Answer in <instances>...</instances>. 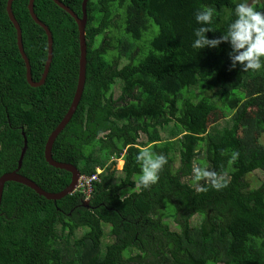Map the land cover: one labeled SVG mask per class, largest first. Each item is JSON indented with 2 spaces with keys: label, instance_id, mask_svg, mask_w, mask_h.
Returning a JSON list of instances; mask_svg holds the SVG:
<instances>
[{
  "label": "trees",
  "instance_id": "trees-1",
  "mask_svg": "<svg viewBox=\"0 0 264 264\" xmlns=\"http://www.w3.org/2000/svg\"><path fill=\"white\" fill-rule=\"evenodd\" d=\"M29 1L14 0L12 10L40 81L48 36ZM59 1L82 17L84 0ZM240 2L88 0L85 88L52 155L97 180L89 198L75 191L57 201L7 182L0 264H264V180H248L264 175V143L254 141L264 135V66L233 69L230 42L192 47L197 10L214 9L213 39L227 33ZM249 2L264 11V0ZM7 4L0 0V177L18 169L26 137L19 173L59 193L72 174L51 166L45 147L77 90L79 27L54 0H35L54 41L46 82L33 87ZM218 112L227 117L214 130ZM146 147L167 158L148 188L137 186L135 159Z\"/></svg>",
  "mask_w": 264,
  "mask_h": 264
},
{
  "label": "clouds",
  "instance_id": "clouds-1",
  "mask_svg": "<svg viewBox=\"0 0 264 264\" xmlns=\"http://www.w3.org/2000/svg\"><path fill=\"white\" fill-rule=\"evenodd\" d=\"M234 15L236 19L230 23L227 33L210 39L208 33L213 30L208 25L212 23L214 9L206 6L197 10L195 20L201 27L195 30L196 38L192 47L202 50L209 47L216 48L222 42H230L232 68L239 67L242 71H259L264 66V11L257 10L249 0H241L235 7ZM135 159L141 168L137 186L148 188L156 184L161 169L167 164V158L153 153L146 147L137 154ZM194 172L199 176L201 169H194ZM202 174L208 175L206 171Z\"/></svg>",
  "mask_w": 264,
  "mask_h": 264
},
{
  "label": "water",
  "instance_id": "water-1",
  "mask_svg": "<svg viewBox=\"0 0 264 264\" xmlns=\"http://www.w3.org/2000/svg\"><path fill=\"white\" fill-rule=\"evenodd\" d=\"M13 1L14 0H8L7 12H8L9 18L11 19V21L13 22V24L17 30L19 50H20V53H21V55H22V57L26 63V66H27V80L31 86L39 87V86L45 84L46 79H47L49 72H50L51 65H52L53 41H54L53 40V34H52L51 30L49 29V27L46 24H44L36 15L35 9H34L35 0H30L28 8H29V11L31 13V16H32L33 20L46 31L47 36H48V45H49V49H48L49 54H48V59H47L46 66H45V71H44L40 81H34L33 76H32L30 61H29V59L25 53V50H24L23 39H22V29H21L19 22L16 20L15 15H14L13 10H12ZM54 1L62 9L67 11L69 14H71L75 18V20L78 24L79 33H80V44H81V48H80L81 57H80L78 86H77V90L75 93L73 103H72L68 113L65 115L64 119L61 121V123L58 125V127L55 129V131L52 133L49 140L47 141V144L45 147V157H46L47 162L51 166L70 172L72 174V182L66 189H64L63 191H61L59 193H49V192H46L45 190H43L42 188H40L34 181H32L29 178L21 175L19 173V170L22 167L23 158L25 156V152H26L27 146H28V140L25 137L24 138V147H23V150H22V153L20 156L18 169L11 172V173L4 174L3 176L0 177V209H1L2 201H3L4 188H5V185L7 182L13 181V182H17V183L26 185V186L30 187L31 189L35 190L38 194L46 197L47 199L57 201V200H60L64 197H66L67 195L75 192L77 189V185L79 184V181H80L81 176H82L81 172L79 171V169L76 166H74L72 164L60 163V162L55 161L53 159V155H52V148H53V145H54L56 139L60 135V133L66 128L68 123L71 121L73 115L77 111V108L79 106V103L81 101L82 94H83V91L85 88L86 66H87L86 27H87V3H88V0L83 1V16L82 17H80L75 11H73L71 8H69L67 5H65L63 2H61L59 0H54ZM86 203L88 204V200H86Z\"/></svg>",
  "mask_w": 264,
  "mask_h": 264
},
{
  "label": "rangeland",
  "instance_id": "rangeland-1",
  "mask_svg": "<svg viewBox=\"0 0 264 264\" xmlns=\"http://www.w3.org/2000/svg\"><path fill=\"white\" fill-rule=\"evenodd\" d=\"M120 94V89L117 88L116 89V96L115 97H118ZM227 115L224 117V115H222L220 112H218L217 114L215 115H212L210 118H209V123L210 125H212V127L214 128L215 130V127L217 125H220L223 121H225ZM242 134V133H240ZM163 135L166 136V133L164 132ZM260 140L264 143V135H260L258 133H255L254 135V141L256 142L257 145L259 146H263V143L260 142ZM123 165H124V162L122 160H120L117 164V168L118 170H122L123 168ZM177 165V164H176ZM248 180L254 185V186H258V184L264 180V175H262L261 173H254V174H251L248 176ZM196 183V182H195ZM111 236L109 235L108 237L105 238L106 241L108 242H111Z\"/></svg>",
  "mask_w": 264,
  "mask_h": 264
},
{
  "label": "built area",
  "instance_id": "built-area-1",
  "mask_svg": "<svg viewBox=\"0 0 264 264\" xmlns=\"http://www.w3.org/2000/svg\"><path fill=\"white\" fill-rule=\"evenodd\" d=\"M101 172V170H99ZM97 180V176H81L79 184L77 185L76 191H80L85 197L89 198L93 192V184Z\"/></svg>",
  "mask_w": 264,
  "mask_h": 264
}]
</instances>
